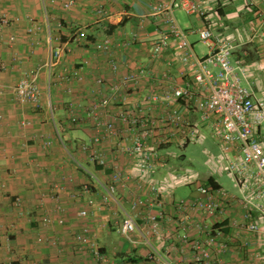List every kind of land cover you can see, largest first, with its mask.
I'll return each instance as SVG.
<instances>
[{
	"label": "crops",
	"instance_id": "crops-1",
	"mask_svg": "<svg viewBox=\"0 0 264 264\" xmlns=\"http://www.w3.org/2000/svg\"><path fill=\"white\" fill-rule=\"evenodd\" d=\"M173 1L75 0L74 6L66 8L65 0H0V18L9 21L0 26V264H157L148 259L153 251L172 264H188L191 242L207 240L208 232L221 224L230 245L223 256L225 264H242L250 258V247L244 244L249 241L254 248L255 239L243 230L245 210L239 189L223 170L225 163L217 161V153H208V170L196 184L171 182L172 173L185 174L174 166H182L184 151L199 142L195 135H203L202 142L210 135L222 153L220 141L213 136L214 117L204 121L197 104L208 92H200L194 82L198 66L178 58L175 41L158 57L152 56L153 42L167 29L165 16L154 15L153 9ZM202 1L205 17L174 9L191 51L200 59L208 55L198 31L212 28L215 36L227 38L234 47L231 63L237 73L248 70L241 77L243 85L261 97L264 39L253 36L264 31V0ZM78 29L86 34L80 42L73 39ZM107 39L109 47H99ZM57 49L63 50L59 60L53 55ZM131 74L136 75L137 85L123 83ZM24 76L36 78L40 106L16 100L14 87ZM115 84L120 85L117 91L112 89ZM178 87L192 88L196 97L152 101V95L172 94ZM103 97L110 99L109 107L100 111L98 121L88 120L84 115L89 106ZM131 105H137L134 113L146 121L178 118L169 131L161 127L147 140L158 149L154 180L168 181L158 199L132 174L130 148L140 127L119 117ZM77 116L84 119L79 124L71 119ZM104 121L114 123V132L98 129ZM97 135L100 142L94 144ZM83 144H91L90 149L82 150ZM93 153L104 157L105 174L90 160ZM78 163L99 173L105 185L114 183L118 203L104 204L103 189ZM115 172L118 180L113 178ZM223 176L232 190L221 184L218 177ZM208 183L228 192L229 211L207 216L180 206V200L196 197L198 185ZM184 187L192 190L187 198L178 195ZM15 197L22 199L19 208L13 204ZM91 198L95 206L88 205ZM83 208L88 209L87 217L78 215ZM46 213L54 218L61 215L65 223L44 225L40 218ZM127 215L138 225L132 241L118 232ZM150 215L161 216L159 236L152 232ZM80 235H88V242L81 245Z\"/></svg>",
	"mask_w": 264,
	"mask_h": 264
},
{
	"label": "built area",
	"instance_id": "built-area-1",
	"mask_svg": "<svg viewBox=\"0 0 264 264\" xmlns=\"http://www.w3.org/2000/svg\"><path fill=\"white\" fill-rule=\"evenodd\" d=\"M44 2L52 0H43ZM202 0H174L170 4L160 3L153 9L154 15L161 14L165 16L167 29L162 32L152 44V56L158 57L171 45L172 41L177 42L176 54L185 64H196L198 70L194 73V82L201 87L200 92L208 89L203 98L197 101L202 111V119L209 121L214 117L213 136L220 141L222 153L217 159L219 163L224 162L222 167L227 175L233 179L240 192V200L245 210V222L243 230L255 239L256 247L251 248L250 242L245 241L244 246L250 247L248 258L242 264H264V90L262 96L256 98L251 89L243 85L242 76L248 74L247 69H240V75L235 66L231 63V56L234 47L231 42L223 36H215L210 27L202 28L198 31L200 41L209 49V53L203 59L198 58L187 40V32L179 25L175 16L174 9L181 8L186 14H198L205 17V11L202 7ZM75 0H65V7L74 6ZM9 21L0 18V26H6ZM73 39L77 42L82 41L86 34L82 29H78L73 34ZM264 39V31L255 32L253 39ZM14 40V37H11ZM110 41L107 39L99 47L107 49ZM63 50L57 49L53 52L55 59L59 60ZM0 63L1 58H0ZM209 66L217 67L218 72L213 73ZM113 69L118 68V64H112ZM136 75H127L123 79L124 84L137 85ZM120 85H113L112 89L119 90ZM203 89V90H202ZM3 91L0 89V97ZM15 98L20 103H31L40 106V89L37 80L33 76L22 77L14 87ZM196 97L195 92L189 87H178L172 94L166 93L162 96L152 95V101L163 102L174 98L175 100L190 101ZM110 99L103 97L94 100L89 106L86 115L88 120L98 121L100 111L107 109L110 105ZM137 106V105H136ZM136 106L131 105V109L120 113L119 117L134 127H140V132L133 138L130 153L134 157L132 174L140 182L150 187L152 198L158 199L165 192V183H159L154 180V174L157 170L156 156L157 147L147 143L150 136H153L161 127L167 131L171 128V123L177 121L176 116L162 117L146 121L143 117L134 113ZM75 124L81 123L82 117L71 118ZM172 123V124H173ZM98 129H105L114 132V123L104 121L99 123ZM194 133H198L194 131ZM194 137L202 142L203 135L198 134ZM100 137L97 135L93 143L98 144ZM91 145V144H90ZM90 145L83 144L82 150H89ZM90 160L101 168L103 174L106 173L107 164L101 154L93 153ZM82 169L86 170L90 179L103 189L102 202L110 204L118 203L116 200L117 186L114 183L105 185L100 174L96 171L87 170L82 164L78 163ZM172 183L196 184L197 175L186 172L184 175L171 174ZM114 180H118L119 172L113 173ZM85 186L84 190H87ZM198 194L191 199L180 200V206L184 209H197L203 215L211 216L218 213L224 214L229 211L230 204L228 192L216 189L211 184H201L197 186ZM223 199V200H221ZM141 201L138 205H141ZM13 204L19 208L22 205V199L15 197ZM89 206H95V199L88 200ZM79 217H87L88 209L83 208L78 212ZM159 215H150L152 232L160 235ZM54 221L64 224L65 220L58 215L57 218L51 213L43 214L40 222L44 225H51ZM138 225L133 216L127 215L118 226V232L132 241V235L137 230ZM225 226L208 232V239L205 241H192L190 248L193 252L192 258L188 264H210L212 261L216 264H225L223 256L229 250V241L224 238L223 230ZM88 235H80L78 240L81 245L88 242ZM42 238H39L41 241ZM96 254L102 259L99 252ZM148 259L155 260L157 264H172L171 261L153 251Z\"/></svg>",
	"mask_w": 264,
	"mask_h": 264
},
{
	"label": "rangeland",
	"instance_id": "rangeland-1",
	"mask_svg": "<svg viewBox=\"0 0 264 264\" xmlns=\"http://www.w3.org/2000/svg\"><path fill=\"white\" fill-rule=\"evenodd\" d=\"M181 23L183 24V22ZM197 44L200 45V48L201 49L203 48L206 52V47L203 46L201 42L198 41ZM216 144L217 143L214 142V140L211 138L210 135L206 137V140L204 142L199 141L197 143L190 144L188 148L184 151L183 155H185L186 158L181 161L182 166H174V167L178 168V170L183 169L185 173L186 172L193 173L197 175V177H200V179H202L201 177H204L208 170V166H207V161L209 159L208 153L210 151L212 153L214 152L217 153L218 154L216 156L217 159L221 155L220 147H218V145ZM218 178L221 184L223 185V187H225L228 191L232 190V186L226 176L218 177ZM191 191L188 188L184 187L179 189L178 195L180 194L181 197L187 198L188 196H190Z\"/></svg>",
	"mask_w": 264,
	"mask_h": 264
}]
</instances>
